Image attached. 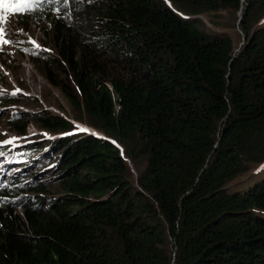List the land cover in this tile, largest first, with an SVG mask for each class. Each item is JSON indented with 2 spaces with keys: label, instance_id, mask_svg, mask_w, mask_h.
Returning a JSON list of instances; mask_svg holds the SVG:
<instances>
[{
  "label": "trees",
  "instance_id": "1",
  "mask_svg": "<svg viewBox=\"0 0 264 264\" xmlns=\"http://www.w3.org/2000/svg\"><path fill=\"white\" fill-rule=\"evenodd\" d=\"M10 11L24 32L48 20L53 51L31 57L72 117L0 90L6 131L49 136L26 139L0 181V264H264V175L226 188L264 163V0ZM226 12L237 38L201 18L218 28ZM10 60L0 53V85Z\"/></svg>",
  "mask_w": 264,
  "mask_h": 264
},
{
  "label": "rangeland",
  "instance_id": "2",
  "mask_svg": "<svg viewBox=\"0 0 264 264\" xmlns=\"http://www.w3.org/2000/svg\"><path fill=\"white\" fill-rule=\"evenodd\" d=\"M21 9V8H20ZM19 9V10H20ZM223 23L224 26L214 27L210 23L212 17L211 14L202 15L204 23L206 24V29L218 32H225L233 35H241L239 28L233 19L228 18V13H223ZM46 30H43V25L39 28L37 25L31 26L28 30L29 32H24L25 30L19 29L13 23V17L10 13H5L3 9H0V25H2L4 31L0 32V53L7 57L8 54L11 55V62L13 65H17L15 69L4 70L6 76L5 83L0 85V90H5L12 93H28L33 97H36L43 108H48L59 114H65L66 116L72 117L71 108L65 98L56 88H52L46 78L39 72V68L36 63V56L31 57L37 49L53 51L51 43V30L49 29L50 24L47 19L42 21ZM237 38V37H236ZM7 41V43H5ZM25 51H28L25 53ZM1 65V64H0ZM21 84V85H20ZM59 102L63 109L56 106V102ZM31 108L27 106H16L17 108H22L31 112H36L38 109L30 104ZM8 107H0V142L6 140H12L10 144H0V147L6 148L3 155H9V157L0 158V181L5 177H10L13 174V169L17 171V163H11L10 157L16 153L20 145L26 140L33 138L34 136L43 135L42 130L36 127L33 122H29L27 127V134L21 136H15L13 133L6 131L5 127L2 125L3 113H5ZM2 111V112H1ZM48 134V133H46ZM37 136V137H38ZM40 139V138H39ZM36 170V169H34ZM264 175V163L261 165H254L250 171L246 174L236 177L233 181L229 182L226 188L229 192H242L246 190L249 186L255 183ZM48 194L52 197L56 195H61V189L58 185H49Z\"/></svg>",
  "mask_w": 264,
  "mask_h": 264
},
{
  "label": "snow or ice",
  "instance_id": "3",
  "mask_svg": "<svg viewBox=\"0 0 264 264\" xmlns=\"http://www.w3.org/2000/svg\"><path fill=\"white\" fill-rule=\"evenodd\" d=\"M56 2H66V0H56ZM32 3V0H0V9L19 10L20 8H27ZM4 31L2 25H0V32ZM7 43V41H5ZM81 131H88V129L81 128ZM12 140H6L0 142V144H10ZM3 153H0L2 155Z\"/></svg>",
  "mask_w": 264,
  "mask_h": 264
},
{
  "label": "clouds",
  "instance_id": "4",
  "mask_svg": "<svg viewBox=\"0 0 264 264\" xmlns=\"http://www.w3.org/2000/svg\"><path fill=\"white\" fill-rule=\"evenodd\" d=\"M10 10H11V8L8 9V10H3V11H4L5 13H10L11 15H13V14L11 13ZM78 126L80 127V129H81V128H84V129H88V131H92V130H90V128H87V127H85V126H82L81 124H78ZM41 134H43L44 136L49 137V136L46 134V132H44V131H42Z\"/></svg>",
  "mask_w": 264,
  "mask_h": 264
},
{
  "label": "water",
  "instance_id": "5",
  "mask_svg": "<svg viewBox=\"0 0 264 264\" xmlns=\"http://www.w3.org/2000/svg\"><path fill=\"white\" fill-rule=\"evenodd\" d=\"M243 15H244V12H240V13H239V19L242 18Z\"/></svg>",
  "mask_w": 264,
  "mask_h": 264
}]
</instances>
